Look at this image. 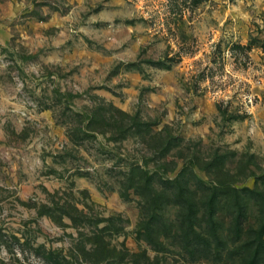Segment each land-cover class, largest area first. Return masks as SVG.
<instances>
[{
  "label": "rangeland",
  "instance_id": "374dc122",
  "mask_svg": "<svg viewBox=\"0 0 264 264\" xmlns=\"http://www.w3.org/2000/svg\"><path fill=\"white\" fill-rule=\"evenodd\" d=\"M157 133L185 157L167 178L255 189L264 0H0V264H239L227 222L220 253L136 235L123 177H160Z\"/></svg>",
  "mask_w": 264,
  "mask_h": 264
},
{
  "label": "trees",
  "instance_id": "16d2710c",
  "mask_svg": "<svg viewBox=\"0 0 264 264\" xmlns=\"http://www.w3.org/2000/svg\"><path fill=\"white\" fill-rule=\"evenodd\" d=\"M175 140L177 138L169 133L165 136L157 133L150 137V141L158 144L164 161L173 159L174 156L185 158L181 153L170 155L173 148H179V143ZM171 163L173 161H166L160 166L162 172L159 178L157 172L148 169L146 162L127 164L128 172L123 177L124 188L137 191L142 202L143 216L136 229L138 238L142 237L155 244L158 243L159 231L168 235L174 230L172 237L180 238L185 247L202 246L208 249L213 245L220 253L228 245L223 237V225L227 222L229 240L232 244H237L229 253L235 251L239 255V264H264V174L255 178V189H243L220 181L206 183L194 173L191 179L194 189H191L186 176L191 171L187 172L189 170L186 165L174 178L166 177L172 172L171 168H166ZM186 163L194 166L190 161ZM226 198L229 199L225 203L229 210L225 209L227 212L224 217L220 202ZM250 202H253V214L252 209L249 210ZM175 204L180 210L171 223L165 217L164 209Z\"/></svg>",
  "mask_w": 264,
  "mask_h": 264
}]
</instances>
